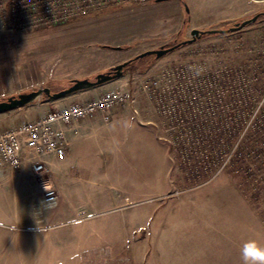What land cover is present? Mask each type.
<instances>
[{
    "label": "rangeland",
    "instance_id": "1",
    "mask_svg": "<svg viewBox=\"0 0 264 264\" xmlns=\"http://www.w3.org/2000/svg\"><path fill=\"white\" fill-rule=\"evenodd\" d=\"M256 14H261L257 21L241 30L205 35L161 58L151 55L133 61L124 75L115 79L121 80L120 86L115 83L105 87L106 91H112L125 85L127 89L138 91V109L146 114V120H156L158 136L167 145L170 160L166 157L161 167L144 170L109 166L104 177L89 176V168L82 164L64 169L66 177L62 180L66 182L68 195L58 198L56 206L43 209L41 200L46 191L43 190V195L33 202V222L11 228L25 245L27 241L33 246H23L19 250L20 246L15 249L13 245L3 254L4 243L0 242V255L3 254L0 264H74L69 255L77 248L83 255L80 264H126L125 261L133 260V240L141 233L125 232L124 221L128 220L129 229L138 222L145 225L156 207L162 212L151 224L178 219L180 223L214 225L239 222L261 229L264 225V164L261 159L254 162L247 156L248 176L240 171L238 163H231L234 157L241 155L237 144L229 148V153H219L218 159L226 160L222 164L215 157L210 161L200 160L191 148H186L188 143L178 144L186 140L190 132L188 127L161 111L160 95L152 97L138 85L145 77L161 79L163 101L171 104L176 103L178 93L187 92L186 85H194L209 71L222 74L221 77L226 75L227 69L247 72L245 87L264 83V0L130 3L57 25L36 29L0 28V83L9 88L0 96L3 101L41 87L59 91L68 87L73 79L94 78L146 50L189 39L193 28L228 29ZM229 15L233 20L227 25L212 27L221 17ZM256 66L261 69L258 81L254 78ZM168 74L173 79L169 86L165 82ZM45 98L41 96L36 102L52 101ZM253 100L252 117L264 103V96ZM178 105L182 112L190 109L183 102ZM47 107L44 112L57 110ZM236 109L239 111L238 105ZM12 111L7 114L11 116L0 120V131L33 120L38 113L25 106ZM107 138L106 144L110 145L113 136ZM80 161L86 160L82 157ZM208 163L209 171L205 166L203 169L196 166ZM42 176L43 173L38 178ZM161 184H167L169 192L164 191ZM32 190L36 191L34 181ZM104 195L112 198L105 199ZM0 227L10 229L1 224ZM93 239L96 246L91 247L88 244ZM89 248L95 251L85 258ZM18 250L24 256L17 255Z\"/></svg>",
    "mask_w": 264,
    "mask_h": 264
},
{
    "label": "crops",
    "instance_id": "2",
    "mask_svg": "<svg viewBox=\"0 0 264 264\" xmlns=\"http://www.w3.org/2000/svg\"><path fill=\"white\" fill-rule=\"evenodd\" d=\"M232 20V15L221 17L212 27L216 25L224 27ZM120 82L121 80L110 81L56 100L31 103L25 108L38 110L33 118L36 120L47 113L44 112L47 106L62 109L75 101L87 102L105 92L107 90L105 87L108 88L110 84L115 83L120 86ZM8 90L6 85L0 83V96ZM22 108L24 107L15 110H22ZM12 112L14 111L1 113L0 120L11 116L7 114ZM145 115L143 111L136 115L127 107H116L113 109L109 122L104 121L102 114L75 121L67 130L68 146L65 157L59 159L49 156L42 179L34 177L29 162H26L19 171H8L0 175V224L10 227V229L0 227V242L4 243L3 254L9 247L15 246L16 249L20 246L19 250H22L24 247L33 246L32 242L27 241L25 245L16 230L11 228L23 227L33 222V202L43 195V190L56 187L59 198L68 195L66 182L62 180L66 177L64 169L71 168L75 164H82L89 168L87 170L89 176L104 177L108 173L109 166L123 165L144 170L161 167L164 161H167L166 157L170 160L169 149L158 136L156 120H146ZM109 135L113 136L110 145L106 144ZM113 144L116 146L110 147ZM119 144H122V147ZM98 152L99 159H97ZM82 157L86 160L84 163L80 161ZM33 181L36 183V191L32 190ZM161 187L169 192L167 184H161ZM103 197L109 200L112 198L108 195ZM161 212L162 209L156 207L145 225H139L140 222H138L136 226L130 228L131 230L128 228V220L124 221L125 232L141 233L133 240L131 247L133 260L125 261L126 264H243L241 248L246 241L255 239L264 245V225H261L259 229L257 225H241L239 222L214 225L180 223L178 219L176 222L170 219L171 222L151 224V220L161 215ZM172 214L176 216L175 212ZM145 216L146 213L143 217ZM88 245L96 246L94 239ZM93 251L95 250L89 248L85 258ZM81 252L77 248L69 255L72 263H81L83 257L80 255ZM19 254L23 255L22 252Z\"/></svg>",
    "mask_w": 264,
    "mask_h": 264
},
{
    "label": "built area",
    "instance_id": "3",
    "mask_svg": "<svg viewBox=\"0 0 264 264\" xmlns=\"http://www.w3.org/2000/svg\"><path fill=\"white\" fill-rule=\"evenodd\" d=\"M155 1L157 0H0V28L11 26L17 29H36L126 3L145 5ZM165 82L168 86L173 82L170 74ZM162 86L161 79L145 77L138 88L152 94V97L160 95L161 111L181 123L182 110L178 103L190 105L199 101L202 85L199 83L198 89L192 93H178L176 103L171 104L164 103ZM125 88L123 85L120 89L105 91L87 102H72L62 109L51 110L36 120L22 122L15 128L1 132L0 175L8 171H19L26 162L31 164L34 177L44 173L49 156L59 159L65 157L68 146L67 130L75 121L102 114L104 121L109 122L116 107H127L139 115L138 91ZM58 198V189H47L41 200V207L48 209L56 206Z\"/></svg>",
    "mask_w": 264,
    "mask_h": 264
},
{
    "label": "trees",
    "instance_id": "4",
    "mask_svg": "<svg viewBox=\"0 0 264 264\" xmlns=\"http://www.w3.org/2000/svg\"><path fill=\"white\" fill-rule=\"evenodd\" d=\"M260 71L258 67L254 70L256 80ZM246 73L240 70L232 72L227 69L226 75L221 77L222 74L209 71L203 74L202 83L200 79H197L194 85H186L190 93L198 89L199 83L202 85V90H200L199 101L188 105L190 109L184 110L180 115L182 121L180 124L186 125L190 132L185 136L186 140L182 139L178 144L182 146L181 144L186 142L189 144L186 148H191L200 160L210 161L215 157L220 164L226 160L218 159L219 153H229V148L237 144L241 155H236L237 157H234L231 163H238L240 171L242 170L248 176L247 156L251 157L252 161L254 159V162L261 159L260 162L264 164V103L252 117L253 98L260 100L264 96V83L245 87ZM45 100L51 99L46 97ZM237 105L240 108L239 111L236 109ZM208 164L196 166L201 169L205 166L209 171L210 163ZM195 170L198 171L199 168Z\"/></svg>",
    "mask_w": 264,
    "mask_h": 264
},
{
    "label": "water",
    "instance_id": "5",
    "mask_svg": "<svg viewBox=\"0 0 264 264\" xmlns=\"http://www.w3.org/2000/svg\"><path fill=\"white\" fill-rule=\"evenodd\" d=\"M170 0H157V2H165ZM261 14H256L254 17L246 19L242 22H237L234 26L228 29H209V30H202L198 28H193L191 30V38L180 41L172 46H161L157 49H149L146 50L137 56L133 57L132 59L122 62L116 66H113L111 69L101 72L95 75L94 78H76L73 79L71 84L63 88L59 91H52L50 87H41L38 89L26 91L19 93L17 95H12L8 97L6 100L0 101V114L9 112L31 103L36 102L41 96H46L51 100L58 99L77 91L90 89L93 87L100 86L117 78H120L124 75L125 67L128 66L132 61L145 58L147 56H155L156 58H161L164 55L178 49L181 46L191 44L196 42L198 39L202 38L205 34H216V33H227L231 31L241 30L244 27L255 23Z\"/></svg>",
    "mask_w": 264,
    "mask_h": 264
},
{
    "label": "clouds",
    "instance_id": "6",
    "mask_svg": "<svg viewBox=\"0 0 264 264\" xmlns=\"http://www.w3.org/2000/svg\"><path fill=\"white\" fill-rule=\"evenodd\" d=\"M243 264H264V245L257 240L246 241L241 248Z\"/></svg>",
    "mask_w": 264,
    "mask_h": 264
},
{
    "label": "flooded vegetation",
    "instance_id": "7",
    "mask_svg": "<svg viewBox=\"0 0 264 264\" xmlns=\"http://www.w3.org/2000/svg\"><path fill=\"white\" fill-rule=\"evenodd\" d=\"M128 66L125 67V69L127 68Z\"/></svg>",
    "mask_w": 264,
    "mask_h": 264
}]
</instances>
